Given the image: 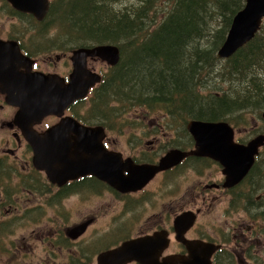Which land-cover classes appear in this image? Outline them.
Segmentation results:
<instances>
[{
  "label": "flooded vegetation",
  "instance_id": "1",
  "mask_svg": "<svg viewBox=\"0 0 264 264\" xmlns=\"http://www.w3.org/2000/svg\"><path fill=\"white\" fill-rule=\"evenodd\" d=\"M51 1V0H50ZM7 16H17L20 19L22 30L26 29L25 23L28 20V12H22L13 7L9 0H6ZM36 20L43 22L45 19H37L31 14ZM12 20V19H11ZM19 22V23H20ZM34 29L38 40L36 42H30L28 44L23 42L21 31L20 36L12 38L11 26L10 28H2L0 26V40L4 41H16L18 43V49L14 46H0V81H8L6 89H2L0 84V127L5 136L0 137V172L2 167L10 163L8 174L17 170L18 164H22L25 170L39 171L46 174L44 171L39 170L35 167L33 162L34 151L32 145L24 134L21 125L17 123L19 117L16 116L22 111L21 106L17 103L18 97H26L31 93L27 87V81L30 80L29 76L39 75H55L63 80L64 84H68L71 75L74 71V65L72 63V53L77 46H43L42 41H39V34H43V26L38 25L34 22ZM18 25V24H17ZM23 39V40H22ZM41 39V38H40ZM20 51V52H19ZM22 55V57H21ZM100 60L107 64L109 70L98 71L101 73L102 78L107 72L113 71L115 65H110L106 61L99 58H89L88 67L92 69L91 61ZM93 70V69H92ZM35 79L38 78L34 77ZM33 78V79H34ZM93 87L89 94V98L94 89ZM7 98H10L13 103L8 102ZM83 101H88V99ZM85 102L83 103L85 105ZM76 101H73L63 111L62 116L58 115H46L42 119L39 117H32L30 119H24L25 128L27 131L33 133H41L46 129L57 124L63 117H74L80 123L84 125L93 126L85 123L82 119L75 116V112L78 107L75 105ZM48 119H53L54 122L50 123ZM104 128V146L110 150L119 152L113 149V142L117 141L112 138L110 126L102 125ZM260 126L255 124L252 129L245 128L244 134L240 133L242 137L236 138V142L247 144L252 138L244 139L249 133H252L255 129ZM235 128V136L237 135V129ZM186 130L189 133V142H179L177 145L170 148L164 154L170 151H181L185 152L186 156L178 162L176 165L164 169L158 172L150 181L151 183L162 173L167 176H171L174 173L181 172L182 179L180 183H177L170 177V182L165 188L164 199L165 202L155 203L154 209L149 212V221L155 218L156 222L153 225L142 227L136 235L126 236L118 243H104L98 244L95 247L90 248L89 252L80 254L78 260L82 263L85 259L86 264H98V255L104 251L116 248L122 243L131 240L146 237L149 235H156V244L158 245V238L160 233H164L162 240L167 241L166 245L162 246V251H150V257L154 259V264H191L192 255L196 254L200 258L207 257L209 251L214 249L210 256L211 264H264V145L259 148V153L250 169V171L237 183H231L227 179L224 173V166L216 159L208 156H199L193 153L196 147V141L193 135L188 130V123L186 124ZM75 136L74 133L71 132ZM183 141V138H180ZM158 140H150L147 144L154 147ZM21 150L24 153H31L28 159H22L18 156V151ZM143 149L139 148L141 153ZM121 153V152H119ZM26 154V155H27ZM122 154V153H121ZM163 154V155H164ZM147 159L145 161L139 160L138 154H135V149H132V153L122 154L123 158H131L135 164H159L160 158ZM193 161V162H192ZM192 162V166L195 170H201L204 163H208V167L201 171L202 177L197 182L194 180V184L186 185V174L184 172L186 164ZM127 174V173H126ZM46 176V175H45ZM95 178L98 183L97 185L105 184L114 191L120 193L122 196L131 199L134 195H140L145 193L148 188L147 184L145 187L129 192H120L108 182H105L98 177L86 174L76 179L66 181L62 185L57 183H50L57 187V194L68 195L74 190L86 188L93 182ZM161 187V185H160ZM35 188L41 189L40 186ZM196 192L194 202L186 203L184 197H188V191ZM10 200L14 201L13 193L8 190L4 191V197L0 198L1 203H8ZM11 204V203H10ZM132 208L130 209V211ZM188 213L189 218H193L192 223L188 221V227L185 230H177L175 221L177 217L184 213ZM37 216V215H36ZM93 219V220H92ZM90 221L87 225L86 230L77 238L73 239L67 235V229L65 230V239L70 242H77L81 239V236L87 231L89 226L93 223L94 218H88L80 223H76L73 226ZM126 221V222H125ZM124 223L129 225V221L124 220L122 225H118L114 229L116 235L128 234L129 226L125 228ZM150 223V222H149ZM72 226V227H73ZM36 229H33L25 239H32L35 237L44 238L42 241H46L50 246L53 242L50 240L54 237L55 233L45 238L42 231L45 227L36 224ZM126 230L122 233V230ZM112 233H109L108 237H101L100 239L108 240L112 237ZM34 234H37L34 235ZM62 234V233H61ZM113 241L112 239H109ZM194 242V243H191ZM161 243L158 245L160 246ZM53 248V247H52ZM59 249V248H58ZM158 249V247H157ZM54 255L56 252L54 249L50 250ZM11 254L13 251L10 249ZM34 254L30 251H26L23 260L24 264H58L55 259L48 252L46 257L41 259H35ZM66 264H77L75 259L71 260L69 257ZM125 264H143L137 260L129 261Z\"/></svg>",
  "mask_w": 264,
  "mask_h": 264
},
{
  "label": "trees",
  "instance_id": "2",
  "mask_svg": "<svg viewBox=\"0 0 264 264\" xmlns=\"http://www.w3.org/2000/svg\"><path fill=\"white\" fill-rule=\"evenodd\" d=\"M117 2L51 0L43 22L27 14L43 26L44 33L59 24L63 35L75 46L119 47V63L104 74L88 98L92 114L88 117L82 113L79 109L85 101L78 100L77 118L87 124H92L89 121L92 119L108 126L112 114L109 107L117 101L123 102L119 107L125 112L137 106L149 112L183 115L186 122L225 120L236 125V117L244 112L262 115L264 23L250 42L223 59L222 69L217 68L222 62L217 51L245 0H173L163 17L155 9L156 0H139L137 7L130 5L125 9L116 7ZM209 2L215 3L214 10L219 11L221 19L213 29L207 18ZM57 36L48 46L59 45ZM205 36L209 38L208 45H193L196 39ZM212 67L218 70L210 73ZM218 77L229 86L221 88ZM113 110L121 112L117 106Z\"/></svg>",
  "mask_w": 264,
  "mask_h": 264
},
{
  "label": "rangeland",
  "instance_id": "3",
  "mask_svg": "<svg viewBox=\"0 0 264 264\" xmlns=\"http://www.w3.org/2000/svg\"><path fill=\"white\" fill-rule=\"evenodd\" d=\"M172 1L156 0L155 9L160 17L165 16L170 10ZM138 4L139 0H118L115 3L116 7L121 9L128 8L130 5L135 8ZM7 6L6 0H0V26L2 28H10L11 26L12 38L16 36L23 37L24 40H22L26 44L29 41L36 42L38 40L37 35H32L36 33L33 18L28 16L27 23H25L26 29L22 30L23 25H21L19 17L11 16V18H8ZM214 6V2H209L207 18L211 20L209 26L212 23V29L217 28L218 22H221L219 11L214 10L216 8ZM203 13H205L204 9ZM53 22H59V20H54ZM21 31L25 34H22V37L20 35ZM38 36L43 46H48L51 39H54L56 36L58 46H62V43L64 46L76 45V43L71 40L69 41L63 35V31L59 29V24L54 28L51 27L48 32L39 34ZM202 43L208 45L209 38L205 36L196 39L193 45L201 46ZM221 60L222 62H220ZM220 61V64H217V68L222 69L223 59H220ZM91 66L97 72L102 69L104 71L109 70L107 64L100 60H92ZM217 68L212 67L210 73L217 71ZM216 80L221 88L229 86V83L223 81V79L220 80V77L216 78ZM122 103L121 101L111 102L108 110L109 113L110 111L112 112L109 119L111 122L107 124L112 129L110 131L111 137L117 140L113 142V149L121 152L124 156L126 154L129 155V153H132V149H135V154L139 153L137 158L141 161L157 159L179 142L190 141L189 133L186 130L187 122L184 120L183 115L171 116L164 111L149 112L139 109L137 106L129 108L125 112L119 107ZM127 104L129 103L127 102ZM91 105L90 101H86L85 105L83 104L79 110L89 117L92 114ZM116 106L121 110L120 113L113 110ZM0 116L2 117V115ZM48 121L50 123L54 122L53 119H48ZM89 121L93 126L103 125L92 121V119H89ZM255 124L260 127L252 133L247 134L244 139L252 138L256 134L264 132V120L262 115L252 111L244 112L240 117H236V138L242 137L240 133L244 134L245 128L252 129ZM5 135L6 133L0 127V137ZM180 138H183V141ZM154 139L158 140L154 147L147 144L150 140ZM139 148L143 149L141 153L139 152ZM17 154L22 159H28L31 155V153L27 154L21 150ZM111 162L113 163L111 167L117 166L118 168L120 162L117 156ZM192 162L186 164L184 170L187 186L194 184V180L197 182L204 175L201 174V171L209 165L206 162L203 164L201 170H195ZM9 165L10 163H7L6 166L2 167L0 172V198L4 197L5 190L13 193L14 198V201L10 200L8 203L0 202V264H24L23 256L26 251L32 252L35 259L47 258L46 255L49 252L57 263L60 262L58 264H66L68 257L71 260L75 259L77 264H86L85 259L81 263L77 258L80 254L89 252L90 248L102 242L108 243L107 245L118 243L126 236L136 235L142 227L153 225L156 220L152 218L149 221V212L154 209L155 203L165 202V188L170 182V177L177 183H180L182 179V170L171 176L162 173L147 185L148 190L145 193L130 196L132 197L131 199L122 196L105 184L101 183L97 185L96 182H93L91 187L90 185L86 188L82 187V189L74 190L68 195L60 196L57 194V187L48 181L44 173L25 170L20 163L16 171L8 174ZM109 174L114 175V172L110 171ZM36 186H40L41 189L35 188ZM195 195L196 192L189 190L188 197H184L185 202L193 203ZM131 208L132 210L130 211ZM88 218H94V221L81 236L80 240L70 242L65 239L64 233L66 229L68 230L74 224ZM124 220L129 221V225L124 223V226L125 228L129 226L130 232L120 235H118V232L116 235L113 232L114 229L119 224L122 225ZM36 224L38 227L45 225L42 231L45 238L47 235L51 236L55 233L54 237L50 239L53 242L52 246L46 241L43 242L42 239L44 238L41 237L24 238L33 229L37 228L35 227ZM125 231V229L122 230V233H125ZM112 232V237L109 239L113 241L100 239L105 234V237H108L109 233ZM34 235L37 236V234ZM10 249L13 251L12 254L9 252ZM52 249L55 250L56 255L50 251ZM78 251H80V254Z\"/></svg>",
  "mask_w": 264,
  "mask_h": 264
},
{
  "label": "water",
  "instance_id": "4",
  "mask_svg": "<svg viewBox=\"0 0 264 264\" xmlns=\"http://www.w3.org/2000/svg\"><path fill=\"white\" fill-rule=\"evenodd\" d=\"M9 1L15 9L31 13L39 20L44 19L50 7L49 0ZM263 21L264 0H245L244 7L234 16L217 56L226 59L234 55L256 36ZM0 46H14L18 49L19 45L16 41L0 40ZM89 58H99L110 65H115L120 61V50L114 44L77 47L71 57L74 71L68 84H64L63 80L55 75L40 73L29 76L27 87L31 94L18 97L16 100L22 109L16 116L19 117L17 123L21 125L32 145L35 167L44 171L51 183L62 185L68 180L91 174L108 182L120 192L140 189L158 172L180 162L186 153L173 150L162 157L157 165L135 164L131 158L123 160L121 153L106 149L102 141L105 135L102 126L84 125L74 117H63L57 124L41 133L35 131L31 133L23 126L24 119L36 116L42 119L50 114L62 116L66 107L73 101L85 98L90 89L100 83L101 74L88 68ZM0 84L5 90L8 81H0ZM7 101L13 103L10 98H7ZM262 118L264 120V111ZM188 129L196 141V150L193 153L220 161L231 183L239 182L250 171L259 148L264 145V133L256 135L247 144L236 142L234 128L226 121L193 119L188 122ZM115 156L119 158L118 168L111 167L113 164L111 161ZM110 171H113L114 175L109 174ZM188 216L186 212L177 217L175 221L177 230L187 229L188 221L192 223L193 218L187 219ZM89 223L90 221H87L73 226L66 233L75 239L86 230ZM162 236L165 240L166 235L160 233L158 238L160 246L156 244V235L128 240L99 254L98 264H125L132 260L154 264L149 252L162 251V246L167 243L162 241ZM213 250L211 249L205 258L193 254L191 264H211L210 256Z\"/></svg>",
  "mask_w": 264,
  "mask_h": 264
},
{
  "label": "bare ground",
  "instance_id": "5",
  "mask_svg": "<svg viewBox=\"0 0 264 264\" xmlns=\"http://www.w3.org/2000/svg\"><path fill=\"white\" fill-rule=\"evenodd\" d=\"M245 45H246V44H245ZM245 45H244V46H245ZM175 110H176V109H175ZM111 115H112V114H111ZM179 119H180V118H179ZM144 176H146V175H144ZM142 177H143V176H142ZM142 177H140V179H142Z\"/></svg>",
  "mask_w": 264,
  "mask_h": 264
}]
</instances>
